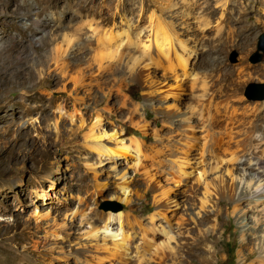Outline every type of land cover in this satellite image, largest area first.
<instances>
[{
	"label": "rangeland",
	"instance_id": "rangeland-1",
	"mask_svg": "<svg viewBox=\"0 0 264 264\" xmlns=\"http://www.w3.org/2000/svg\"><path fill=\"white\" fill-rule=\"evenodd\" d=\"M190 1L0 0V264H90L84 256H94L91 264H142L146 244L137 220L149 222L156 209L172 224L184 217L194 227V264L208 255L198 256L205 244L193 242L201 228L186 215L188 206L199 203L205 179H233L235 186L242 175L231 169L235 162L215 168L206 161L208 171L197 182L202 135L185 128V121L199 123L203 80L248 116L256 103L264 104L250 95L252 85L264 87V0H208L210 9L197 12ZM151 14L172 38L173 50L190 58L187 75L178 69L175 79L146 60L155 51ZM58 48L71 53L64 76L56 66ZM105 54L112 58L101 61L107 70L99 74L94 63ZM80 69L81 83L73 78ZM92 72L102 77L91 86ZM96 136L118 153L127 146V157L99 156L92 148ZM132 139L143 145L140 153ZM187 142L193 143L184 160L187 175L173 178L166 161L161 170L152 165L159 143L173 150ZM241 207L252 216L251 207ZM214 208L223 233L213 236L212 264H244L240 252L256 251V239L249 238L254 230L243 232L228 198ZM243 237L250 244L245 238L242 246Z\"/></svg>",
	"mask_w": 264,
	"mask_h": 264
},
{
	"label": "bare ground",
	"instance_id": "bare-ground-1",
	"mask_svg": "<svg viewBox=\"0 0 264 264\" xmlns=\"http://www.w3.org/2000/svg\"><path fill=\"white\" fill-rule=\"evenodd\" d=\"M189 6L191 12L210 9L208 0H191ZM152 23H155V51L148 52L146 60L153 62L157 66H161L169 72H174V74H177L178 69H181L183 75H187L190 58L178 53L176 49L173 50L172 38L166 32L165 28L157 21L154 14L149 16V24L151 25ZM95 42L98 45L104 44L105 38H98ZM178 43L181 49L184 50V42L179 41ZM82 45L84 46V44ZM77 48H81L80 45ZM58 51L60 54L57 57L61 58L57 61L56 66L64 76L66 75L68 67V64L65 62V57H68L71 53L65 50L61 51L60 48H58ZM109 58H112V56L105 54V56L98 59L100 61H98L97 64L94 63V65H97L99 74L107 70L106 67H103V62L101 61L106 59L110 60ZM91 67L92 65L88 64V72L93 69ZM84 72L85 69H80L73 78L81 83L83 78H85V75H83ZM92 74L93 72L90 76H92ZM189 75H192V73ZM100 77H102V75L97 77L92 76L93 80L90 79L88 85L92 86L97 84ZM178 77L179 75L177 74L175 79H178ZM202 83L203 88L201 93L204 100L197 110V117L199 118L197 121L199 125L197 124L196 126L188 119L185 121V128H199L198 130L202 135V141L200 144L198 143L200 145L201 159V163L198 166L201 167L197 166L196 168L199 176H197L195 180L201 182V179L205 177L208 169L202 168V162L207 163L206 161L214 162L215 168L219 164L223 165L224 163L228 164L229 162H235V166L231 169L240 171L242 178L233 186V179L231 183L229 182V184H226L221 177L218 178L213 175L212 179H205L203 181V192L201 193L202 197L198 198L199 203L189 204L186 215H188V218L193 222L195 227L201 228V236L197 237L193 242L205 244V247L198 248V256H200L199 252L208 254L207 256L198 257L199 264H212L215 258L217 241L213 240V236L219 235L218 238H220L223 231H220L219 209L214 207L215 205L218 206L221 199L225 198L236 203V211L240 217L239 223L243 224V232H245L246 229H251L255 232L253 235H249V238L253 237L256 239V251L254 252V249H250L247 251L249 252L248 254L240 252L243 263L264 264V104L256 103L254 111L248 116L246 111H240L237 107L225 100V93H223V91L217 92L216 89H214L216 85L214 82L203 80ZM220 90L223 89L221 88ZM255 111H257L256 114ZM100 123L101 116L97 115L95 127H98ZM92 139V148L98 152L99 156L104 155L114 158L119 155L127 157L129 153L128 147L125 145L119 148L120 150L118 153L106 148L101 142H98L99 138L97 136ZM131 145L135 151L138 153L141 152L143 145L140 144L137 139H132ZM169 147V144L165 145L163 143H159L155 146L154 150L151 152L152 154H150V158L153 159L152 165L161 170L163 162H169L171 166H168L169 170L167 173L173 178L180 179L184 175H187L184 168L186 167L184 160L187 159L188 151L193 147V143L187 142L183 144L181 148H177V146L174 147L173 150H175V153L172 152V149V151L169 150ZM176 152L179 155H176ZM171 153H173L172 158L169 157ZM170 161L173 163H170ZM174 164L176 165V171H174ZM231 169L228 166H226V168L224 167V170L228 174ZM213 193L219 198L217 203L212 201L211 195ZM208 203L212 204L211 208H213V210L208 209ZM241 205L249 207V210L251 207V217H248V211H242V207L240 208ZM208 218L211 224L207 226V223H209ZM118 219L119 224L122 226L120 215ZM248 220H251L252 227L247 223ZM157 222L159 223L157 224ZM137 224L139 225L144 243L146 244L145 251L140 255L142 264H194L193 260H195L197 256L194 254L195 251L192 250L193 248H190L189 243V240L192 239L191 233L194 227L189 226L188 219L180 217L175 221V224H172L166 217L165 211L156 209L150 216L149 222L145 223L141 220H137ZM105 226H108V224H105ZM162 236L164 239L163 242L156 245L154 243L155 240L157 237ZM127 238L128 235L123 237V243ZM245 238H247L246 240H248L249 243V238ZM245 238H242V246L246 245V241H244ZM124 245L125 244H122V248L125 249ZM189 250L191 253H189ZM254 253H257V256H255L256 258H252ZM88 257L89 256H84V259L90 262V264L94 262V256ZM250 259L251 261L247 262ZM119 261L120 264H123L121 260Z\"/></svg>",
	"mask_w": 264,
	"mask_h": 264
},
{
	"label": "water",
	"instance_id": "water-1",
	"mask_svg": "<svg viewBox=\"0 0 264 264\" xmlns=\"http://www.w3.org/2000/svg\"><path fill=\"white\" fill-rule=\"evenodd\" d=\"M261 50L264 51V47H261ZM260 56L258 55L254 62H259L260 61ZM251 97L254 100H263L264 99V87L259 86V85H252L251 86Z\"/></svg>",
	"mask_w": 264,
	"mask_h": 264
}]
</instances>
